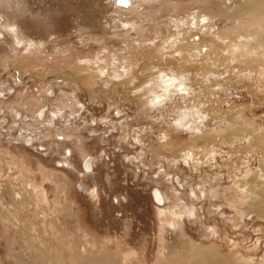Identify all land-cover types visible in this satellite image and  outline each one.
Here are the masks:
<instances>
[{
	"label": "rangeland",
	"instance_id": "obj_1",
	"mask_svg": "<svg viewBox=\"0 0 264 264\" xmlns=\"http://www.w3.org/2000/svg\"><path fill=\"white\" fill-rule=\"evenodd\" d=\"M114 3L0 0V264H264V0Z\"/></svg>",
	"mask_w": 264,
	"mask_h": 264
},
{
	"label": "bare ground",
	"instance_id": "obj_2",
	"mask_svg": "<svg viewBox=\"0 0 264 264\" xmlns=\"http://www.w3.org/2000/svg\"><path fill=\"white\" fill-rule=\"evenodd\" d=\"M128 5L129 4H127L126 6H128ZM120 6H122V5H120ZM204 19H206V18H204ZM243 42H248V41L247 40H244ZM91 165L92 164H90V161H88V159H86V161L84 163V167L86 169H88ZM22 209H23V207H21L20 205L19 206H14V207L8 209V211L11 212L14 215V217L16 218V223H17V226H18V230H17V233H16L17 234L16 239L19 240V241H21L23 243V245L25 247H27V248H32L33 247L35 249H39L40 250V253H38V254L44 259V261L46 260V262H44L46 264H48L49 261H51L53 264H69L70 255L69 254L68 255L63 254L64 252L62 251L61 246L58 247L59 246V244H58L59 242L58 241L55 242L57 244L56 249H59L60 250V252H58L59 253L58 255L61 256L63 259H66L68 263L67 262H64V261H61V259L59 258V256L56 254V251L57 250L51 248L50 246H48L44 242V241L47 240V238L41 236V229H38L37 236L33 235V232L30 229V222L28 221V219L23 220V218H21V216L19 214ZM172 249H174V248H172ZM187 251H189L188 248H187ZM174 255H177V254L175 253ZM187 256L188 257H186L185 260L178 259V257H174L172 259L169 258L170 259L169 262H170V264H221V261H222L216 255H214V256L211 255L209 257L208 254H207L205 258H203V256L201 258H195L194 261H193V263H189L188 259L191 256V254L189 253ZM14 257H16L15 259H17L16 260L17 261V264H30V262L25 259L26 257H25L24 254L23 255L22 254H15ZM104 260L105 259H103V258L99 262L94 260L95 261L94 264H104ZM75 261H76L77 264H93L92 257L90 259L89 258L88 259H85L79 253H77L76 258H75ZM106 262L112 264V261H106Z\"/></svg>",
	"mask_w": 264,
	"mask_h": 264
},
{
	"label": "flooded vegetation",
	"instance_id": "obj_3",
	"mask_svg": "<svg viewBox=\"0 0 264 264\" xmlns=\"http://www.w3.org/2000/svg\"><path fill=\"white\" fill-rule=\"evenodd\" d=\"M132 0H115V3L116 5H119V7L123 8V7H127L126 5L131 3ZM114 2V0H113ZM122 5V6H120ZM85 168V167H84Z\"/></svg>",
	"mask_w": 264,
	"mask_h": 264
}]
</instances>
